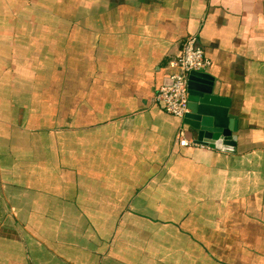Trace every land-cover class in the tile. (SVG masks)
Wrapping results in <instances>:
<instances>
[{
  "label": "crops",
  "instance_id": "1",
  "mask_svg": "<svg viewBox=\"0 0 264 264\" xmlns=\"http://www.w3.org/2000/svg\"><path fill=\"white\" fill-rule=\"evenodd\" d=\"M190 35L235 151L157 100ZM0 264H264V0H0Z\"/></svg>",
  "mask_w": 264,
  "mask_h": 264
},
{
  "label": "water",
  "instance_id": "2",
  "mask_svg": "<svg viewBox=\"0 0 264 264\" xmlns=\"http://www.w3.org/2000/svg\"><path fill=\"white\" fill-rule=\"evenodd\" d=\"M215 78L208 72H192L189 82V112L182 123L194 135L195 143L235 151L238 121L230 105L217 94Z\"/></svg>",
  "mask_w": 264,
  "mask_h": 264
},
{
  "label": "built area",
  "instance_id": "3",
  "mask_svg": "<svg viewBox=\"0 0 264 264\" xmlns=\"http://www.w3.org/2000/svg\"><path fill=\"white\" fill-rule=\"evenodd\" d=\"M212 63L200 45L197 35L188 36L182 43L177 57V70L173 72L168 81L159 89L157 100L164 110L183 120L189 112V82L192 72H207ZM179 143L182 146L198 145L189 140L184 128L179 132Z\"/></svg>",
  "mask_w": 264,
  "mask_h": 264
}]
</instances>
